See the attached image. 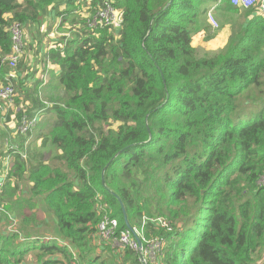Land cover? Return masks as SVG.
Masks as SVG:
<instances>
[{"label": "trees", "instance_id": "obj_1", "mask_svg": "<svg viewBox=\"0 0 264 264\" xmlns=\"http://www.w3.org/2000/svg\"><path fill=\"white\" fill-rule=\"evenodd\" d=\"M103 1L0 0V85L11 74L14 22L31 34L24 55L43 49L33 41L48 18L74 16L80 26L43 56L59 67L65 97L49 102L56 121L39 137L42 146L32 145L33 132L23 135L25 157L15 155L8 171L11 149L0 154V173L7 171L0 221L15 213L18 228L0 232V264H141L130 249L125 262L101 260L99 247L111 249L95 239L105 214L120 230L128 223L162 239L158 264H264V17L227 1L112 0L121 30L90 31L78 15L83 8L94 15ZM209 12L242 22L222 49L200 57L194 36L212 29ZM21 71L10 78L16 99L7 112L18 114L17 126L47 105ZM27 71L29 79L37 73ZM245 104L258 107L247 122ZM14 179L30 187L28 209L3 203ZM158 217L171 229L155 235L144 219ZM50 224L54 235L37 230ZM19 242L33 244L20 249Z\"/></svg>", "mask_w": 264, "mask_h": 264}, {"label": "built area", "instance_id": "obj_2", "mask_svg": "<svg viewBox=\"0 0 264 264\" xmlns=\"http://www.w3.org/2000/svg\"><path fill=\"white\" fill-rule=\"evenodd\" d=\"M225 1L245 9H256L257 14L264 17V0H218V3L222 4ZM208 19L213 30L219 28L220 24L212 12L208 13ZM86 20L87 28L90 31L109 28L112 31L118 32L122 28V19L112 0H104L96 13L94 15L88 14ZM10 34L12 39V51L7 57V62L11 69V74L6 76V81L0 85V101H6L12 106L15 104L16 92L10 78H17L16 67L24 55L27 34L24 27L19 22H14L12 24ZM66 36L68 37L70 35L67 34ZM48 62H50V60H48ZM39 117L41 116L37 115L35 118L29 119L27 116H23L20 124L17 126V132L21 135L28 136L37 126ZM13 149L14 148H11V150ZM25 152L26 148L24 151H21L20 154L25 157ZM7 171L3 173L4 176H0V188L3 186L4 180L7 177ZM1 178H3V181ZM258 183L260 186L264 185V174L261 176ZM105 215L96 226V240L99 244L108 245L114 250H133L141 264H157V261L159 263V259L161 255H163L164 241L162 239H148L143 236L144 230L138 231L134 229L135 233L129 229L120 230L119 220L115 217H111L109 214ZM149 223L163 229H171V223L168 218L158 217L155 219H144V226ZM11 232L18 233V230L16 228ZM20 237L23 241V237L21 235Z\"/></svg>", "mask_w": 264, "mask_h": 264}, {"label": "rangeland", "instance_id": "obj_3", "mask_svg": "<svg viewBox=\"0 0 264 264\" xmlns=\"http://www.w3.org/2000/svg\"><path fill=\"white\" fill-rule=\"evenodd\" d=\"M233 16H235V17H233ZM216 19L218 20V22L220 24L218 29L213 30V29H211V27L207 31L201 29L202 31H200V30H199V32L197 31L198 33H196V35L194 36L193 44L196 47V50L198 51V56H200V57H202V55L205 53L216 52V51L222 49L227 44L229 34H231V30H232L231 26H233L237 22H242V20L237 21L238 18L236 17V15H233V14L230 15V13L226 17H223L222 19L220 17H218ZM65 27L66 28L62 31V33L68 32V31L72 32L74 29L72 22H67V25ZM52 33L54 36V30ZM26 34H27L26 42L27 41L29 42L31 40V37H30L31 34L29 33V31L28 32L26 31ZM40 37H43V38L45 37L48 39V36L46 35V33L40 34V35L36 36L34 39L37 40ZM60 38H61V36L59 37V39H58V37H56V39L54 41L58 42L56 40H60ZM34 45L37 48V44L34 43ZM34 45H33V47L35 48ZM38 46H40V45H38ZM50 46H51V43H50V40H48L47 41V47H50ZM26 49H30L29 44H28V46H26ZM28 53L29 52H26V55H23V57L19 61V63L21 62V65L18 63V66L16 67V69H18V68L22 69L21 73L26 72L27 70H30V72L32 73V68H30V65L32 63L31 59H33L34 53L33 52H30L29 54ZM43 56H44V54H43ZM43 56H42V58H43ZM41 60L42 59H38V60L35 59L33 61V63H35L33 65L35 69H38L37 65L40 64ZM45 62H46V64H44V66L49 64L48 61H45ZM43 69H44V74H46V71L49 72V67H43ZM62 96H63L62 93L56 91L55 94H52L50 98H47V101L51 102L53 104L60 105V104H62V101H60ZM34 98H36V96H34ZM263 104H264V102H263ZM26 105H27L26 103H23L22 106L26 107ZM0 107H2L4 109L7 108V110L11 109V105L9 107L8 104L6 103V101H4V102L0 101ZM50 108H51V110H49L50 112L49 111L47 112V110ZM245 108H246L245 109L246 114L242 120L247 122L253 116V113L258 110V107H257V105L245 104ZM1 111H3V110L0 109V112ZM52 111H54V108L51 104L50 105L47 104L45 106V110L34 109V111H33L34 117H36L37 115L41 116V117H39V122L37 123V126L35 127V129L33 131V134L35 136H37L32 141V145H34V147H35V143L38 141L39 137L41 135L47 134L49 132V130L51 129V125H53L55 123L56 117ZM15 112H17V111L15 110ZM3 115L0 114V152L3 149H6V151L7 150L9 151L12 147H14V149L11 150V152L15 156V155L19 154L24 149V145L26 143L27 137L21 135L20 133H16V131L18 130L17 129V124H18V114L17 113H15L14 116H11L10 119H5L6 116L2 119ZM50 120H53V121L50 123ZM10 128L14 129V131H12ZM10 135L11 136L13 135V137L16 138V140H15L16 144L15 145L12 143V141L9 138L8 139L6 138V136H10ZM30 143H31V140L29 138L27 144H30ZM51 156H52V154H47L45 160L48 161V159H51ZM9 166L11 167V164ZM1 180L3 181V178H1ZM105 216H108V215H105ZM164 218H167V217H164ZM153 228H154L153 230H149V231H150V233L155 234V235L157 233H159L160 231H163V228L158 227L156 225H154ZM51 229H53V228H51ZM51 231L53 232L54 230H51ZM143 234H144V232H143ZM150 238H156V236H153ZM18 244H19V245H17L18 248L24 249L28 246H32L33 243L23 245L22 242H19ZM111 249L110 250H107V249L103 250L102 247H99L97 252H98L99 256L101 257V260H106V261H108L107 263H110V261H113L112 256H115V258L118 259L119 261L125 262L127 260V257L124 256L126 250H116V249L114 250L113 248H111ZM121 258H123V259H121ZM128 258H130V257H128ZM131 262H133V259H130L129 261H127L126 264H131ZM157 264H158V261H157Z\"/></svg>", "mask_w": 264, "mask_h": 264}, {"label": "crops", "instance_id": "obj_4", "mask_svg": "<svg viewBox=\"0 0 264 264\" xmlns=\"http://www.w3.org/2000/svg\"><path fill=\"white\" fill-rule=\"evenodd\" d=\"M88 3L90 5L91 0H88ZM65 8H66V6H64V8L62 10H64ZM78 14H80V12ZM88 14H90L89 11H87V9L83 8V12L80 15H78V16H79V18L82 17V16L84 18H86V16ZM51 15L53 16L54 14H51ZM80 20H81V18H80ZM71 21H72V23L76 22L74 16L71 18ZM66 25H67V22H64V18L63 17H58V18L54 17L52 19V21H50V18L47 19V21L41 27V34L46 33V35L48 36V39L45 38V37L44 38L40 37L37 40L34 39V41H33V43L37 44V48H38L39 39H41L43 41V45H44L43 49L40 51V53L38 55L35 54V49L30 51V52L34 53L33 59H31L32 63L30 65V68H32V70L37 72V73L33 76V79H29V76H28L29 72L28 71L24 72L23 75L21 76L24 79V82L27 81L28 85H30V83H38L39 84V96H38V98H39L41 103L43 102L45 104L46 103L49 104V102L47 101V98H50L51 95L55 94L56 91H58V92L63 94L62 98L65 97L64 88L57 81V76L60 73L59 67L55 63H52L51 61L48 62L49 64L44 66V64H46V62L42 58V56L47 51V41L48 40H50V43H51L50 47H57V45H55L57 42L54 41L56 39V37H58V39H59L60 36L62 37V36H66L67 34H69V35L71 34V31L62 33V31L66 28L65 27ZM73 27H74V29H73L74 32H78L79 29H80V26H79L78 23L74 24ZM53 30H54V36H53V33H52ZM56 41L59 42V40H56ZM35 48H36V46H35ZM35 59L36 60L42 59L40 64L37 65L38 69H35L34 66H33L35 64V63H33V61ZM43 67H49V72L46 71V74H43V71H44ZM62 98L60 99V101L63 102ZM2 102H4V101H2ZM7 104L10 107L9 103H7ZM0 109L3 110V111L0 112V114L1 115L4 114L2 116V119L5 116H6L5 119H8V117H7V112H8L7 108L4 109V108L0 107ZM52 121L53 120H50V123ZM10 129L12 131H14V129H12V128H10ZM16 133H18V132L16 131ZM8 138L12 141L13 144H15L16 138L13 137V135L12 136L11 135L8 136ZM35 145L38 146V147H41L42 146V139L39 138L38 141L35 143ZM12 148H14V147H12ZM2 152L6 153V149H3L0 152V154ZM3 158L0 157V159L2 161H3ZM13 160H14V155L12 153H10L7 156L6 160H4V162H5L4 167H6L7 170H11L12 169ZM10 164L12 165L11 167L9 166ZM1 176H4V175L2 174ZM31 200H32V197H31V193H30V187L26 183L25 179H22V180L14 179L12 181L11 187L7 188V190H6V195H5V198L3 199V203H5L6 205H10V204L11 205L24 204L27 207V209H28V206L31 204ZM33 202H34V204H36L37 208H39L40 210L42 209L41 203L38 201V199L34 200ZM22 212H25V211H22ZM39 212H40V216H39L40 221H43V222L45 221L47 223L49 220H48V215L46 214V212L45 211H42V212L39 211ZM0 215H1V208H0ZM10 215L11 216H10V221L9 222L0 221V232H2V231L11 232L13 229L17 228L15 226H13V222L15 221L14 219H16L15 213L10 214ZM51 228H52L51 224L49 226L40 225V226H38L37 230L41 231V234L43 236H47V235H50V234L54 235V232L51 231L52 230Z\"/></svg>", "mask_w": 264, "mask_h": 264}, {"label": "water", "instance_id": "obj_5", "mask_svg": "<svg viewBox=\"0 0 264 264\" xmlns=\"http://www.w3.org/2000/svg\"><path fill=\"white\" fill-rule=\"evenodd\" d=\"M123 207V206H122ZM127 226L129 228V230H131L132 232H134V229L127 223ZM135 233V232H134Z\"/></svg>", "mask_w": 264, "mask_h": 264}, {"label": "clouds", "instance_id": "obj_6", "mask_svg": "<svg viewBox=\"0 0 264 264\" xmlns=\"http://www.w3.org/2000/svg\"><path fill=\"white\" fill-rule=\"evenodd\" d=\"M23 242V241H22Z\"/></svg>", "mask_w": 264, "mask_h": 264}]
</instances>
